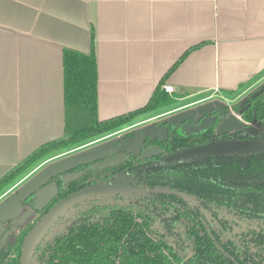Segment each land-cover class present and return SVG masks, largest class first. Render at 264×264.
Returning <instances> with one entry per match:
<instances>
[{"label": "crops", "instance_id": "1", "mask_svg": "<svg viewBox=\"0 0 264 264\" xmlns=\"http://www.w3.org/2000/svg\"><path fill=\"white\" fill-rule=\"evenodd\" d=\"M92 29L102 120L147 105L188 50L175 110L264 83V0H0V180L63 136V49L89 51Z\"/></svg>", "mask_w": 264, "mask_h": 264}, {"label": "trees", "instance_id": "2", "mask_svg": "<svg viewBox=\"0 0 264 264\" xmlns=\"http://www.w3.org/2000/svg\"><path fill=\"white\" fill-rule=\"evenodd\" d=\"M95 41L92 29L89 51L64 47V134L40 146L3 177L0 194L43 159L118 132L176 100L175 92L163 87L190 50L169 69L147 105L100 119ZM249 96L252 102L242 116L264 129V83ZM176 124L168 123L170 138L162 141L161 154L143 159L137 155L102 169L111 171L107 176L111 180L119 177L118 172L141 167V174L132 173L133 178L152 190L134 198L82 202L68 230L50 243L47 264H264V148L152 166L165 156L210 141L219 123L195 134ZM246 136L264 140L258 133ZM242 155H247L246 163Z\"/></svg>", "mask_w": 264, "mask_h": 264}, {"label": "flooded vegetation", "instance_id": "3", "mask_svg": "<svg viewBox=\"0 0 264 264\" xmlns=\"http://www.w3.org/2000/svg\"><path fill=\"white\" fill-rule=\"evenodd\" d=\"M236 93V92H235ZM247 94V93H245ZM235 94L229 95V97H232L231 99V105L230 106H223V105H217L215 102H213L215 107L214 110L211 111V113H206L204 115L200 114L199 109L190 112L188 116L185 115L181 118L175 120V119H166L162 118L159 119L157 124L160 126L158 127L155 125L153 131L150 133L142 132L141 137L137 140L140 147H137L133 144H131L133 140V135L138 131L136 128H131V126H128L118 132L111 133L108 136H103L101 138L95 139L89 143L88 147L83 148L82 150H79L78 152L67 156L72 157L78 154L79 152H83L86 150H91L96 147H100L105 143L117 141L118 142V152L114 154L112 157H100L99 159L88 163L85 167L84 165H77L75 168L57 175L55 177H51L48 182H46L44 185H42L40 188L35 190L33 193L29 194L26 198L21 199V206L16 211V215L9 217L6 220H0V264H22V259L24 256L25 248L27 241L29 239V236L31 233L35 230L40 220L55 206H57L61 201H63L68 196L77 193L83 189L96 187L98 185H111L114 191L111 192H105V193H99L96 195L91 196L88 199H85L87 201H80L69 207L66 211H64L62 214L58 215L50 224L49 226L44 230L42 235L40 236V239L36 243L35 247L33 248L29 264H47L48 256H49V248L50 243H53L54 240H58L60 236L63 235V233L68 230V228L71 226V224L74 221V216L76 215V211L79 210L80 206L82 205V202L86 204L90 200L95 199H124V198H134L137 196V194H141L147 191L152 190L148 186H144L143 183L138 181L137 179H134L135 175H140L142 168H136L133 170V172L130 171H121L118 172L119 177H114L113 179L109 180L108 175L110 174V170H102L104 167L110 168L117 165L124 164L129 158L135 157L139 155L141 159H143V155L145 150L153 147H157L159 150L158 154H161L164 149L160 145L162 144V141H168L169 137V128L168 123H174L176 122V125H180L181 127L188 131L191 134H195L197 132H205L209 128L212 127L213 123L217 122L220 123L224 118H226L229 114L234 113L238 117L241 118L246 123V126L244 128L235 130L233 132H230L228 134L224 135H217L215 131V136L206 143H201L199 145L207 144L212 141H253L250 140L249 136L251 133H258L260 134V138L264 139V129H261L260 127H257L256 124H251L249 121H247L243 116L242 113H239L241 109H247L249 107V104L252 102L251 97L249 94L246 95V97L242 96L238 100L234 97ZM237 95V94H236ZM212 98V96L210 97ZM207 98V99H210ZM226 98V97H225ZM234 98V99H233ZM244 98H249V101L243 106H241V101ZM206 99V100H207ZM227 99V98H226ZM237 99V100H236ZM206 100H202L200 102L192 104L190 107H184L181 109H189L196 105L203 104ZM210 103L205 104L202 109H206L209 106ZM180 111V109H177L176 111ZM175 111V109L171 110ZM171 111H168L166 114L171 113ZM189 111V110H188ZM164 114V115H166ZM161 117L160 116H155ZM184 117H187L185 122L182 123V120ZM150 117L149 119H151ZM153 119V118H152ZM205 119L209 120V125L206 127H200L198 129H191L189 130L186 128V124H197L200 125L205 121ZM148 120V119H146ZM145 121V120H144ZM141 122V123H144ZM163 121L164 124L160 123ZM167 121V122H166ZM219 121V122H218ZM166 122V123H165ZM138 122V124H141ZM133 133V135H131ZM113 136V137H112ZM112 137V138H111ZM107 138H111L109 141ZM249 139V140H248ZM259 142H264L259 141ZM86 144V143H85ZM83 144V145H85ZM82 146V145H81ZM80 147V146H79ZM191 147V148H194ZM190 149V148H189ZM262 149V148H261ZM77 150V149H76ZM258 150V149H257ZM75 151V150H74ZM254 151V150H252ZM125 156L124 159L117 165L107 166L106 161L113 157H121ZM205 156V155H200ZM168 156H165L159 161H156L152 163L151 165L154 166L159 163L166 162V158ZM197 156H190L185 159L194 158ZM66 158V157H64ZM61 158V159H64ZM60 158L58 160H61ZM241 159V157H240ZM54 162V161H53ZM51 162V163H53ZM49 163V164H51ZM48 164V165H49ZM47 167V166H46ZM45 167V168H46ZM43 170V169H42ZM41 170V171H42ZM40 173V172H38ZM38 173L31 174L28 178L25 180L16 183L13 185L8 191L0 194V204L5 201L7 198L17 194L19 190L29 183L31 179H33ZM158 190V188L153 189ZM42 192L41 194H39ZM9 214H15L14 212H11ZM18 238H17V237ZM16 238V239H15Z\"/></svg>", "mask_w": 264, "mask_h": 264}, {"label": "water", "instance_id": "4", "mask_svg": "<svg viewBox=\"0 0 264 264\" xmlns=\"http://www.w3.org/2000/svg\"><path fill=\"white\" fill-rule=\"evenodd\" d=\"M249 101V98H244L241 101V106L245 105ZM213 103H210L206 109H202L199 111L200 114L204 115L206 113H211L212 110L215 109ZM245 109H241L239 113H243ZM181 111V110H180ZM179 111V112H180ZM187 117L183 118L182 123L185 122ZM167 122V121H166ZM165 122V123H166ZM155 127V124H153ZM246 123L241 120L236 114L231 113L226 118H224L216 128L217 135H224L235 130L244 128ZM153 129L150 131V133ZM146 132L143 128H140L133 137L131 144L140 147L138 144V139L141 137V133ZM149 133V132H148ZM118 142H108L103 144L100 147L93 148L91 150H86L83 152H79L75 156L66 157L61 160H54L53 163L47 165L40 173H38L29 183L24 185L17 194L7 198L0 204V220H6L9 217L15 216L16 211L21 206V199L26 198L29 194L33 193L35 190L40 188L46 182L50 180L51 177H55L57 175L63 174L77 165H84L91 163L102 156L112 157L114 154L118 152ZM264 148V142L259 141H212L207 144L199 145L194 148H190L178 153H175L171 156L166 158L167 161H173L176 159H185L190 156H200V155H215V154H222V153H236V152H250L252 150H257ZM157 147L149 148L145 150L144 157L147 158L150 156L157 155L159 150ZM125 156L121 157H113L106 161L107 166L117 165L124 159ZM114 191L111 185H98L96 187L83 189L77 193H74L63 201H61L57 206L52 208L38 223L35 230L29 236V239L26 244L24 256L22 259V264H29L30 254L35 247L36 243L40 239V236L44 232V230L49 226V224L60 214L66 211L69 207L74 205L77 202L83 201L85 199L90 198L93 195L99 193H107ZM40 192L39 194H41ZM15 214H9L14 212Z\"/></svg>", "mask_w": 264, "mask_h": 264}, {"label": "rangeland", "instance_id": "5", "mask_svg": "<svg viewBox=\"0 0 264 264\" xmlns=\"http://www.w3.org/2000/svg\"><path fill=\"white\" fill-rule=\"evenodd\" d=\"M258 88V87H257ZM256 88V89H257ZM256 89H254V90H256ZM253 90V91H254ZM240 92V91H239ZM252 92V91H251ZM250 93V92H249ZM249 93H247V94H249ZM247 94H243L245 97H246V95ZM214 95V94H213ZM243 95H240L239 93L236 95H234V97L235 98H237L238 100H240L239 98L240 97H242ZM243 96V97H244ZM226 97H228L227 99L226 98H224V97H222L219 93L218 94H216V95H214L212 98H210V99H207L203 104H200V105H196V106H194V107H192V108H189V109H184V110H181L180 112H179V110L178 111H171V110H173V109H175V108H177L178 106H180V105H182L183 103H187V102H189L188 100H190V99H188V100H186V101H174V102H172L171 104H169V105H167V106H165V107H163V108H161V109H158L157 111H154V112H152V113H150V114H148V115H153V114H157V113H160V112H168V111H171V113H169V114H166V115H162V117H156V118H151V119H149V118H146V119H148V120H143L144 121V123H141V124H137V123H134L133 125H130V126H133V128H138L137 130H139L140 128H143L145 131H147V132H150L152 129H154V126H153V124H155V125H157L158 127L160 126L159 124H157L156 122H158V120L159 119H162V118H166V119H175V120H177V119H179V118H181V115H182V117L183 116H185V115H189V114H191L190 112H192V111H195V110H197V109H201L205 104H207V103H213V102H215L217 105H223V106H230L232 103H231V99H232V97H229V96H226ZM234 99V98H233ZM236 99V100H237ZM189 110V111H188ZM185 118V117H184ZM139 119V118H138ZM209 125V120L207 119H205V121H203V123H201L200 125H197V124H195V123H193V124H189V123H187L186 124V128H188L189 130H191V129H198V128H200V127H206V126H208ZM108 136V135H107ZM109 137V136H108ZM113 137V136H112ZM111 137V138H112ZM111 138H107V140H104V141H109V140H111ZM89 143H91V142H88V143H86L84 146H83V148H85L86 149V147L87 148H89L88 147V145H89ZM90 146V145H89ZM83 148H79V147H76V148H73V149H69V150H66L65 152H64V154H62V153H60L57 157H55L54 159H51L50 157L49 158H45V159H43V161H41L40 162V164H38V165H36L35 167H33L32 168V170L29 172V173H27L25 176H23L22 178H21V181H23V180H25L26 178H28L31 174H36V173H38V172H40L42 169H44L49 163H51V162H53L54 160H57V159H61V158H64V157H67V156H69V155H72V154H74V153H76V152H78L79 150H82ZM77 149V150H76ZM75 150V151H74ZM53 158V157H52ZM50 159V160H49ZM241 160L243 161V163H246V161H247V155H242L241 156ZM23 179V180H22ZM20 181V182H21ZM16 183H18V182H16ZM15 183V184H16ZM15 184H13V185H15ZM13 185H11V187L13 186ZM11 187H9V189L11 188ZM8 189V190H9ZM8 190H6V191H8Z\"/></svg>", "mask_w": 264, "mask_h": 264}, {"label": "built area", "instance_id": "6", "mask_svg": "<svg viewBox=\"0 0 264 264\" xmlns=\"http://www.w3.org/2000/svg\"><path fill=\"white\" fill-rule=\"evenodd\" d=\"M164 89L170 94L175 92V87L172 85H164Z\"/></svg>", "mask_w": 264, "mask_h": 264}]
</instances>
